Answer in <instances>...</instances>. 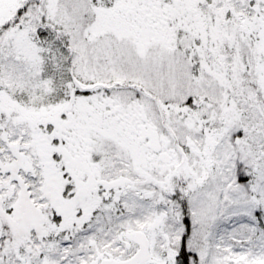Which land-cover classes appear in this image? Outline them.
I'll return each instance as SVG.
<instances>
[{"label": "snow or ice", "instance_id": "6c2138e0", "mask_svg": "<svg viewBox=\"0 0 264 264\" xmlns=\"http://www.w3.org/2000/svg\"><path fill=\"white\" fill-rule=\"evenodd\" d=\"M0 264H264V0H0Z\"/></svg>", "mask_w": 264, "mask_h": 264}]
</instances>
